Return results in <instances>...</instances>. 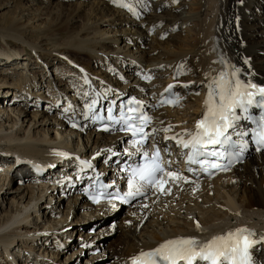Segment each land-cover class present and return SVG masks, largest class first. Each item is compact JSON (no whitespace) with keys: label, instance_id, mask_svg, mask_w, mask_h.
<instances>
[{"label":"bare ground","instance_id":"obj_1","mask_svg":"<svg viewBox=\"0 0 264 264\" xmlns=\"http://www.w3.org/2000/svg\"><path fill=\"white\" fill-rule=\"evenodd\" d=\"M23 1L6 0L3 7L15 10L16 18L10 27L8 24L0 27V39L9 38L7 44L11 45L0 49V65L4 68L22 66L21 70L17 69L20 70L18 81L11 79L14 92L0 93V176L4 177L0 186V212L12 199V210L0 222V262L57 264L59 248L63 245L80 246L73 254H79V258L84 248L90 251L95 242L101 243L99 234L90 235L96 222L71 219L74 213L76 217L80 210L89 217L103 218L113 215L115 210L110 207L121 206L88 204L82 192L75 191L72 195V191L59 190L48 180L49 176L53 179L57 174L55 180L62 185L64 178L60 177L73 178L74 170L91 172L100 165L98 171L102 169L105 174L103 172L110 167L108 172L118 169L117 161L122 159L124 163L129 158L124 151L116 153L122 145L126 150L130 143L127 136L96 134L92 123L83 120L84 114L79 117L81 131L71 126L69 120L80 111H67L70 98L83 100L86 94L91 96L95 91L102 103L123 100L124 94L135 95L147 104L155 118L159 145L173 154L178 150L179 154L177 141L187 140V133L196 131L197 121L203 118L206 110L205 101L212 90L210 85L221 73L245 85L264 86V0H196L191 5L188 0H123L131 10L118 6L114 0H96L98 4H87V0H60L46 8L44 3L48 0H44L36 9L40 13L32 15L34 17L27 14L29 19L24 16L27 8L23 7ZM27 1L40 3V0ZM189 6L193 12L186 10ZM80 16L82 27L76 26ZM106 18L111 22L105 26L113 27L112 32L99 26L106 24ZM190 25L197 27V38L194 44L188 42L187 47L180 46L177 43L182 39H173V34ZM165 34L172 41L165 42L164 48ZM24 45L32 48L33 54H39L38 60L33 62L32 53H25ZM200 47L202 54L197 53ZM50 61L70 66L71 73L57 68L56 78L61 83L56 84L53 79L48 68ZM188 64H193L192 68H187ZM54 65L57 64L53 63L52 67ZM232 72L236 73L235 77L231 76ZM59 74L68 84L63 78L59 79ZM151 78L156 80L149 83ZM169 85L180 97L186 93L197 94L198 98L189 97L187 101L189 114L185 115L189 124L175 117L177 114L170 106L164 109L162 101ZM10 94L15 98H9ZM64 99L68 101L61 105ZM24 106L34 107L33 115ZM41 108H45V117L40 114ZM52 110L58 116L54 121L49 117ZM39 128L42 129L37 133ZM51 130L56 134L54 138L50 136ZM79 143L83 145L79 147ZM248 154L244 165L215 181L197 184L184 178L165 184V192L154 188L143 199L147 210L137 206L130 212L128 220L132 225L125 230L128 238L120 249L117 264H131L132 257L168 239L196 237L207 241L238 228L248 230L244 235L255 241L252 246L255 262L264 264V154ZM177 164L178 170L184 171L180 160ZM36 165H41L45 178L39 179ZM12 167L14 170L10 174ZM25 179L29 180V185L23 188L26 190L23 194L21 183ZM16 184L18 188H14ZM59 193L66 195L61 202L69 198L71 201L68 211L63 210L65 218L53 220L56 215L62 216L61 202L56 211L50 206ZM43 215L47 216V221H41ZM40 224L43 227L38 230ZM74 226L77 230L67 231ZM76 231L79 237L72 241ZM42 239L49 247L43 249L40 258L35 255L34 248ZM14 248L17 252L12 254ZM49 249L54 250H51L52 259L46 256L50 254Z\"/></svg>","mask_w":264,"mask_h":264},{"label":"snow or ice","instance_id":"obj_2","mask_svg":"<svg viewBox=\"0 0 264 264\" xmlns=\"http://www.w3.org/2000/svg\"><path fill=\"white\" fill-rule=\"evenodd\" d=\"M114 2H118L120 7L131 10L130 5L124 3L123 0H114ZM231 76L235 77L236 73L232 72ZM212 85H210L212 90L209 91L205 101L206 110L203 118L197 121L196 131L187 133L189 139L181 138L178 140L183 148L191 149L187 157L188 161L206 166L205 171L208 168L226 170L225 166L218 163H209L207 158L223 157L222 152L210 150V146L226 143L232 146L234 144L228 131L230 128L235 130V122L241 119L235 110L240 108L247 112L248 106L253 104L264 107V87H257L252 83L245 85L239 79H229L227 73H221L219 79L212 81ZM172 87L169 85L167 90ZM251 89H255V91ZM257 96L259 99H256ZM167 102L172 103L173 101ZM95 103L92 101L88 105L90 111ZM133 103L139 102L133 101ZM128 112L135 113L137 109L129 108ZM96 118L103 119V117ZM107 119L115 120L122 124L121 130L129 131L134 137H140V139L132 141L133 147L138 144L142 145L147 139L148 134L144 132V127L150 122L149 117L143 114L136 116L121 112L119 118H116L112 116L111 109H109ZM238 135L244 136L247 135V132H241ZM254 135L256 142L264 147V124H260L259 131H256ZM171 139H175V137H171ZM244 146L241 145V151H243ZM137 151L139 152L140 148H137ZM143 155L145 163L131 169V175L128 179L129 191L125 197L117 196L116 198L127 201V198L143 195L142 188H156L158 191L165 192L164 185L169 180L184 179L177 172L166 170L165 162L161 159L158 149L151 156L147 152H144ZM199 157H204V159H198ZM108 195L111 196L112 194L109 193ZM93 199L99 202L98 196H94ZM199 227L197 224V228ZM246 232H248L247 229L238 228L235 232L230 231L226 235H217L207 241H200L196 237L168 239L156 248L150 251H141L132 257L131 264H250L249 250L255 241L250 240L248 235H244Z\"/></svg>","mask_w":264,"mask_h":264},{"label":"rangeland","instance_id":"obj_3","mask_svg":"<svg viewBox=\"0 0 264 264\" xmlns=\"http://www.w3.org/2000/svg\"><path fill=\"white\" fill-rule=\"evenodd\" d=\"M22 1V0H21ZM60 0H48V1H46V3H44L45 5H44V8H46V7H48V6H51V7H53L56 3H58ZM84 1H86V0H83L82 2H84ZM195 1L196 0H188V3H189V5H191V4H193V3H195ZM42 2H44V0H40V3H32V2H30V1H27V0H24L23 1V7L27 10V11H25V15L24 16H26V18H28L29 19V17L27 16V14H30L31 16L32 15H35V14H38V13H40V12H37L36 11V9L38 8V7H40V6H42ZM92 2H98V1H96V0H87V4L88 3H92ZM124 2V1H123ZM99 3V2H98ZM97 3V4H98ZM125 3V2H124ZM3 4H6V0H0V27L2 26V25H4V24H8V27H10L11 26V24H12V22H13V20L16 18L15 17V15H14V13H15V10H13V11H10L9 10V8L8 7H10V6H8L7 8H4L3 7ZM4 9H3V8ZM186 10H190L191 12H193V9H191V6H189V7H186ZM149 14H152V13H150L149 12ZM159 14H160V12H159ZM141 15V14H140ZM44 16V15H43ZM32 17H34V16H32ZM31 17V18H32ZM45 17V16H44ZM94 21V20H93ZM109 21L111 22V20L109 19V18H106L105 20H104V23H106V24H102V23H100V27H102V28H106V29H109V30H111V32H112V30H114V28L112 27V29H110L109 27H106L105 25H107L108 23H109ZM85 22V21H84ZM77 23V25L76 26H79V27H82L83 25H84V23H83V18L80 16V20H78V22H76ZM109 25V24H108ZM197 32H198V29H197V27H195L194 25H190V26H187L186 27V29L185 30H180L179 32H177V33H175V34H173V39L174 38H177V37H180L181 39H182V41H180V42H178L177 44H179L180 46L182 45V46H185V47H187L188 46V44H186V43H191V44H194L193 42H195V40H196V38H197ZM179 34V35H178ZM152 35H154L153 33L151 34V36ZM182 35V36H181ZM113 37V34H111V38ZM169 36H168V34H165L164 35V37H163V44L166 42L167 43V41H172V38H168ZM185 37V38H184ZM33 38H31L30 40H32ZM178 40V39H177ZM8 42H10V39L9 38H7V39H0V49L1 50H5V49H7L9 46H11V45H9V44H7ZM32 42V41H31ZM122 45V44H121ZM122 46H124V45H122ZM165 46H166V44H164V48H165ZM26 50H27V52H25V53H32V56L34 57V60H33V62L35 61V60H38V58H39V54L37 53L36 55L35 54H33V50H32V48H30V47H28V46H26V45H24L23 46ZM198 51H197V53L198 54H202L203 53V49L200 47V48H198L197 49ZM22 57H25L24 55H22ZM72 57L74 58V56L72 55ZM75 59V58H74ZM76 60V59H75ZM74 60V61H75ZM59 61V60H58ZM21 62V60H18V63L19 64H21L20 63ZM61 62V61H60ZM60 62H57V61H54L53 63H55V64H57V65H54L53 67H52V61H50V64H49V69H50V71H51V74H52V77H53V79H56L55 80V82H56V84H58V82H60L61 83V80H58L57 78H56V74H57V68L59 67L60 68V70H67V72L68 73H71L70 72V66H67V65H65V64H63V63H60ZM193 61H189V63H192ZM22 63H25L24 61L22 62ZM18 64V65H19ZM64 65V66H63ZM62 66V67H61ZM192 66H193V64H188L187 65V68H192ZM14 67H16V65L15 66H11V67H3V66H1L0 65V93H1V95H5L6 94V92H14V90L13 89H15V87L12 85V80H15V81H18V79H19V75H20V70H21V68H22V66H21V68H20V66L19 67H16V69H14ZM20 68V70H17V69H19ZM31 69H32V67H31ZM68 69H69V71H68ZM95 70H97V68L95 69ZM35 70L33 69V71L32 72H34ZM37 71H40V69H37ZM36 71V72H37ZM66 72V73H67ZM65 73V74H66ZM64 74V75H65ZM9 77H11V78H9ZM59 79H62L63 78V76L61 75L60 76V74H59ZM67 78H70V77H68L67 76ZM122 78H127V77H123L122 76ZM12 79V80H11ZM65 81H64V83H66V84H68V80L67 79H65V77L63 78ZM112 80H115V79H112ZM156 79H153V78H151L150 80H149V83L151 82V81H155ZM7 82H8V84H7ZM161 83V85H163L164 83H162V82H160ZM192 84H196V82H192ZM192 84H190V86H192ZM157 85H159L160 86V84L158 83ZM13 88V89H12ZM117 88V87H116ZM199 92H200V88L198 87V89H197ZM33 92H34V90H33ZM125 92H127V90L125 91ZM3 93V94H2ZM68 93V92H67ZM69 93H71V91L69 92ZM46 95V94H45ZM197 98H198V96H197V94L195 95ZM195 96H192L191 94H189V93H186V94H184V95H182V97H180V101H179V103L176 105V107H174L173 108V111H174V114H177V115H175V117H177V118H179V120H181V122L182 123H184V124H187L188 122L186 121V115L188 116V99H189V97L190 98H195ZM8 97L9 98H15V96L14 95H12V97H11V94L10 95H8ZM30 99H33L32 97L30 98ZM67 101H68V99H64L63 101H62V103H61V105H65V103H67ZM186 108H185V107ZM167 107H169V106H167ZM23 108H27L26 106H24ZM42 109V108H41ZM164 109H166L165 108V106H164ZM33 110H35L34 109V107H32V106H28V108H27V111L29 112V113H31L32 115H33ZM38 110V109H37ZM41 112H40V114L42 115V117H45V115L43 114L44 112H45V108L44 109H42V110H40ZM48 114V113H47ZM46 114V116L48 117V115ZM179 114V115H178ZM181 114V115H180ZM186 114V115H185ZM31 115V116H32ZM180 116V117H179ZM49 117H50V119L51 120H55V119H58V116H57V113H56V111L55 110H52V111H50V114H49ZM189 124V123H188ZM40 129H42V128H39V130H37V133H39V131H40ZM51 132V134H50V136L52 137V138H54L55 136H56V134L54 133V131H50ZM168 133V131L166 132V134ZM77 141V140H76ZM75 143V145L77 144L76 142H74ZM80 144V146L79 147H81L83 144L82 143H79ZM126 145H127V143H126ZM125 150V146H121V148H119L118 149V152H116V153H118V154H123V151ZM81 152H82V150H80ZM85 151V150H84ZM117 151V150H116ZM111 152H113V149H112V151ZM115 152V151H114ZM81 158V157H80ZM82 159V158H81ZM96 167V166H95ZM97 167H100V165H98ZM97 167H96V169H97ZM14 170V167H12L11 168V173H12V171ZM26 170H27V168H26ZM98 170V169H97ZM108 170H105L103 173H106ZM99 172H101L102 173V169H101V171H99ZM16 173V172H15ZM15 173L13 174V175H15ZM110 173V172H109ZM188 180L191 182V179L190 178H188ZM188 180H186V181H188ZM28 182H29V180H27V179H25V181L24 182H22L21 184H22V189L24 188L25 189V187L27 188V186L29 185L28 184ZM186 183V182H185ZM187 184V183H186ZM18 186H19V184H16L15 185V187L14 188H18ZM24 189H23V194H25L26 193V190L24 191ZM181 191H183V189H181ZM72 194H75V193H72ZM13 195V194H12ZM59 195L60 196H58V194H57V196H56V201H57V199H59L60 198V201H57V204H54L56 201L54 200V201H52V203L50 204V206L51 207H53V210H57V206L60 204V202H61V200H62V198L64 197L63 195H61V193H59ZM62 196V197H61ZM75 197V196H74ZM73 198V197H72ZM71 198V199H72ZM146 198V197H145ZM143 199H144V197L143 198H141L140 200H137V202H134L133 204H131L130 206H123V205H121V207H115L114 208V206L113 207H110V208H112L113 210H115V211H112L113 212V215H107L106 217H103V218H96V217H89V215H85V212L84 211H78L77 212V214H76V217L74 216L75 215V213H74V215L72 216V218L71 219H82V221H84V222H86V223H88L89 221H90V219L93 221V222H96V225L97 226H95L96 227V231H95V233H90V235L91 236H95V235H97V234H99V236H100V238H101V243H97V242H95L94 244V247L92 246L91 247V249H90V251H85L86 250V248H84V250H82V252H83V254H81V256L78 258V256H79V254H75V255H73L75 252H77V251H79L78 249H80V246H78V245H76V247L74 248V247H66L65 245H63V246H61V247H63L62 249H61V247L59 248V251H60V256H59V259H57L56 260V262L58 261V263L57 264H117L118 263V261H119V255L121 254L120 253V249H121V247H122V245H124L125 244V242H126V238H128L127 237V233L125 234V230L127 229V227L129 226V225H132V223H130V221L128 220V218L130 217V212L131 211H134L136 208H137V206H140L141 208L143 207L145 210H147L146 208V206H145V202L143 201ZM11 201H12V199L10 198L6 203H5V205H4V207L2 208L3 209V211H1L0 212V222L1 221H3V219L5 218V216L12 210L11 209ZM70 198L69 199H64L62 202H61V207H62V213H61V215L62 216H60V218L56 215L54 218H53V220L54 219H56V220H58V219H63V218H65V214H63L64 212H63V210L65 211V212H67L68 211V206H69V203H70ZM59 209V208H58ZM48 215V214H47ZM51 216H52V214H50ZM115 215V216H114ZM35 216L36 215H33V218H35ZM50 216V217H51ZM54 216V215H53ZM42 218H41V221L43 220H45V221H47V216L46 215H43V216H41ZM86 217V218H85ZM148 218V219H147ZM78 219V220H79ZM146 219L149 221L150 220V215L149 216H147L146 217ZM88 221V222H87ZM127 224V225H126ZM142 224V225H141ZM140 225L141 226H143V223H140ZM43 227V224H40V226H39V228H38V230H41V228ZM37 230V231H38ZM72 231V232H74L75 230H77L76 229V227L74 226V227H70V229H68L67 231L68 232H70V231ZM67 232V233H68ZM83 232H87V231H83ZM71 236V235H70ZM72 237V236H71ZM76 237V239H78V237H79V232L78 231H76L75 233H74V235H73V237H72V241L74 240V238ZM68 239H69V241H68V243L69 242H71V239L68 237ZM44 241L45 240H43L42 239V241L40 240L39 242H38V245L36 244V247L34 248V249H36V251H35V255H38L40 258H41V255L42 254H44V253H42L43 252V249H45V247H49V243H45V244H43L44 243ZM20 245V244H19ZM44 245V246H43ZM67 245H69V244H67ZM98 245V246H97ZM38 246V247H37ZM42 246V247H41ZM54 246V244H52V247ZM65 247H66V249H65ZM51 248V247H50ZM63 249H64V254L62 253V251H63ZM26 250V249H25ZM24 250V251H25ZM50 250V254H48L47 253V255L46 256H50V259H52V255H51V252L52 251H54L53 249H49ZM49 250H48V252H49ZM52 250V251H51ZM94 250H97L96 252H93ZM17 252V248H14V250L12 251V254H15ZM66 252H68L67 254H65ZM122 252V251H121ZM1 255V254H0ZM43 257V256H42ZM118 259V260H117ZM22 261V260H21ZM18 263V262H17ZM0 264H7V263H3V262H0ZM22 264V263H21ZM41 264H43V262L41 263Z\"/></svg>","mask_w":264,"mask_h":264}]
</instances>
